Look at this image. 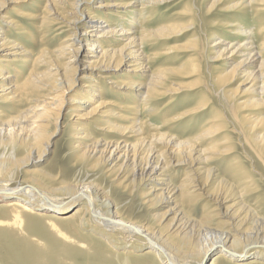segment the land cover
I'll return each mask as SVG.
<instances>
[{
  "label": "bare ground",
  "instance_id": "6f19581e",
  "mask_svg": "<svg viewBox=\"0 0 264 264\" xmlns=\"http://www.w3.org/2000/svg\"><path fill=\"white\" fill-rule=\"evenodd\" d=\"M27 1L0 0V13L6 5H14L13 18L0 17L5 25L0 26V227L9 232L44 229L56 238L63 237L57 232L59 228L79 233L90 227L97 234L93 241L98 247H109V241L114 248L112 243L117 239L124 243L121 258L96 254L104 260H122L120 264H205L208 258L206 264H264V218L258 217L256 210L260 201L250 205L252 198L259 199L257 186L235 160L226 168L236 186L211 167L217 161L229 160L236 151L209 143L225 133L224 123L221 126L216 120H206L192 139L168 133L174 129L173 124L205 111V96L185 105L177 115H167L172 111L164 109L160 125L149 121L156 117L161 100L198 84L211 90L224 116L229 115L227 120L235 119L233 107L241 113L264 104V23L255 31V24L245 29V24L222 23L226 34L236 38L227 42L213 32L203 33L204 22L199 18L201 9L208 15L220 8L226 14L249 11L255 18L264 12V0H187L191 6L184 10L187 14L182 12L177 21L169 20L152 29L147 24L158 6L186 0H100L91 8L90 0H41L40 18L22 10V3ZM22 17L31 21L39 18L31 25L38 39L14 20ZM112 17L120 18L121 24L114 26L117 21ZM127 18L132 20L128 23ZM196 19L201 27L195 25ZM46 26H57L56 36L63 37L53 49L45 47ZM8 28L22 30L27 40L22 44L10 41L8 34L12 32ZM198 30L200 35L196 36ZM191 32L184 44L146 53L148 47ZM176 52H189L191 58L176 67L154 68L162 55ZM174 58L169 56L166 61ZM17 63L25 66V74L16 70ZM202 73L207 75L206 84H201ZM238 77L237 89L243 94L241 99L245 98L243 102L231 100L229 87ZM107 81L111 86L104 91L102 82ZM79 84L80 93L75 91ZM103 93L119 95L122 101L131 98L133 103L114 104L102 98ZM65 98H69V117L74 119L73 165L58 178L35 166L9 186L16 169L33 165L45 153L53 134L48 132L50 119L58 127ZM97 117L110 120L103 129L99 127L101 135L92 137L85 122ZM242 117L244 132L252 133L249 151L257 156L261 168L254 173L264 180V113ZM183 166L186 171L176 184L173 173ZM106 180L110 184L104 188ZM137 181L150 183L141 200L151 197L146 200L150 204L156 200L158 205H167L161 214L150 215L147 222L123 213L121 204L111 196L130 197ZM220 190L226 197L218 198ZM196 196L210 199L212 210L206 208L199 219H192L188 206ZM42 200L47 203L41 205ZM251 214L257 220L253 226L247 222ZM11 241L9 254L17 259L31 257L37 264H58V257L88 252L76 242L56 243L44 252L39 248L31 251L16 239ZM125 253H131V257L125 258Z\"/></svg>",
  "mask_w": 264,
  "mask_h": 264
},
{
  "label": "rangeland",
  "instance_id": "374dc122",
  "mask_svg": "<svg viewBox=\"0 0 264 264\" xmlns=\"http://www.w3.org/2000/svg\"><path fill=\"white\" fill-rule=\"evenodd\" d=\"M98 1H100V0H90L89 1L90 5H88V6L90 8L95 7V5H97L96 2H98ZM175 3L176 2H172V3H167L165 5L158 6L159 7V8H157L158 10L154 13V15L152 16L153 18L150 20L151 22L148 21V24H147L148 28L149 29L155 28L159 24L166 22V21H169V20L175 22V21H177L176 17L178 14H180L182 12L187 14V12L184 10L191 7V6H189L187 0L183 1L182 3H179L178 5H174ZM43 5L44 4L41 0H29L27 2L22 3V8H23L22 10L26 14H30L31 16H34V17H39L42 15L41 12L43 9ZM11 6L14 7V5H6V8L4 9V11L2 10V12L0 13V17L7 16V15H8V17L9 16L12 17L13 7H11ZM66 10H68L67 7H66ZM221 11H222V8L214 10L210 14L206 15V14H204V10L201 9V11H200L201 13H199V18L201 19L202 22H204V26H203L204 32L203 33L210 34L211 32H213L217 36H220L223 39H227V42H228V41H232L236 38L233 35H229V34L227 35L226 34L227 30L224 28L222 23L225 24L227 22H231V23L237 22V23H240L243 25L245 24V26H243L245 29L248 28V26L250 27V25L255 24V26L253 25L254 26L253 31H255L257 27H259L260 25H262L264 23V12L260 15H256V17L254 18V15L249 11H246L244 13H238V12L234 11V12H231L228 14L223 13ZM8 12H9V14H8ZM128 16L131 17L130 15H128ZM25 18L26 17H22L21 19H14V20H18L21 23V24L19 23L20 26L23 25L22 27H20L21 29L26 28L29 34L34 35L36 37V39H38L39 36H37L38 35L37 32L32 29L33 26L31 27V25H33L32 23H37V20L40 17L37 18L35 21H31L28 18L27 19H25ZM112 19L117 21V22H115L114 26L117 27L121 24L120 18H113L112 17ZM131 20H130V18H127L128 23ZM196 20H195V25L198 27L200 25V21H198V20L196 21ZM0 26H5V25L0 23ZM199 27H201V26H199ZM9 29L11 30L10 32H12L11 34L10 33L8 34V37H10L9 38L10 41L14 40L16 43L22 44L24 41L27 40L25 38L22 30L17 31V30H12L11 28H8V30ZM56 29H57V26H53V27L46 26V28L44 29V30L48 31V33L46 34V36H47V44L46 45L47 46H45V47H47L49 49L50 48L53 49V48L57 47V45H59V43L62 41L61 39L63 37L56 36L58 34ZM193 31H195V29ZM200 31L198 30L196 32V36L200 35ZM81 32L82 31H80V34H82ZM192 32L189 33L187 36L176 37V38H173L172 40H169L168 42L162 41V42H159L160 44H158L156 46L148 47L146 49V53L147 54L151 53V52L156 53L157 51H155V49L160 50V49H163L165 47L172 46L175 44H181V43L184 44V41H186L188 39V37L189 38L191 37ZM91 35L93 36L95 34H90L89 36H91ZM35 45H37V44H35ZM25 46L29 47L28 44H26ZM159 50H158V52H159ZM174 54H177V56H174ZM189 54H191V53L187 52V53L179 54L176 52L173 54L162 55L160 58H158L156 60V63H155L156 66L154 68H160V67L164 68L166 66L167 67L168 66L169 67L179 66L178 63L181 64V62H184L185 59L187 60V58H191V56L188 57ZM169 56L175 57L174 59H172L173 61L171 59L169 61L173 64L166 61V58ZM2 59L3 58H0V60H2ZM5 66H7V65H5ZM202 66H203V64L201 63V67ZM15 67H16L17 71L20 70V72H23L25 74V72H24L25 70H23L25 68V66L23 64L17 63L15 65ZM213 68L214 67L210 66V69H213ZM205 74L206 73H202V75H201V82H202L201 84L207 83V78H206L207 75H205ZM239 82H240L239 77L234 78L232 80L231 86L229 87V89L232 90V94H231V100L232 101H238L243 96V94H238L239 90L237 89V85L239 84ZM76 83H78V82L76 81ZM102 84H103L102 87L104 88V89L102 88V90L108 91L110 89L111 85L109 84V81H107L105 83L102 82ZM80 85L81 84H79L78 88H76V90H75V91H78L79 93L81 92L80 90H82ZM200 91H201V93H199ZM203 95L205 96L207 103H208V107L205 111L197 113L195 115L193 114V115L189 116L188 118L181 120L178 123L173 124L174 129H171V130L166 129L164 132H166L168 130V133H170L172 135L174 134V136H177V137L181 136L180 137L181 139H183V138L184 139H192L193 136H196L198 134L200 125H202L204 121L216 120L215 123H218L221 126H222V123H224L225 133L218 135L217 138H215L212 142H209V141L208 142L210 144H214V143L218 144V146H220V147L223 146V147L234 148L236 151L232 157H229V160L219 162V163L217 161V162L211 164L212 165L211 167H215V170L220 174V176H223V179L226 182H229L230 184H234V186H236V183L233 182V180L231 178H229L230 173L227 171L226 167H228V165L230 163H232L231 162L232 160H235V163L238 162L244 168H246V172L252 177V182L255 186H257L258 191H259V193L257 194L259 196V199L255 200L252 198V200L250 201V203H251L250 205L254 206L256 201H260L259 205L257 206L258 209H256V210L258 211V214H259L258 217L264 218V207H263V204H264V180L259 175L254 173L255 171L258 172V170H260L261 168L259 169L257 166L258 165L257 160H256L257 156L255 154H251V152L249 151L250 150L249 144H253L252 140L250 139L252 133H249L250 134L249 135V134H247V132L246 133L244 132V130H245L244 126L246 124H245V122H243L244 119L242 117L245 115H249V117H255V116H258V113L260 115H262L264 113V108H263L264 104L261 107L257 108V110L256 109L253 110V108L248 107L245 111H243L241 113H239V111H237L233 107L232 111H235L237 113H235V115L234 114L232 115L235 119H232V117H231L229 119L230 120L229 121V120H227L229 115L227 114L224 116L225 113L222 110L221 104L217 98H214L211 90H206V89H204L203 86L198 84V86H195L194 88L182 90L181 92H179V94H176L171 99L165 98V99L161 100V102L159 103V106H158L159 110L157 112L156 117L152 118V120H149V121H151V124H154L155 126L160 125V122H162L164 119V115H163L164 109L167 112L172 111V113H168V114L166 113L167 115H170V114L177 115V114H179V112L180 113L182 112L180 110H182L183 107H185V105L195 104V102L197 100H199L201 97H203ZM71 97H75V96L72 95ZM103 97L104 98L106 97V100L114 101V104H120L122 106H127L130 104L132 105V103H133V100L131 98H129V99L125 98L122 101V99H120L119 95L115 97L111 94L103 93L102 98ZM244 99L245 98H242L241 100H239V102H243ZM168 100L170 103L167 102ZM68 101H69V98H65L64 105L61 108L60 116H59V119L57 122L58 127H55V120L50 119V123H49L50 125L48 127V132H53V134L49 139V143H48V146L46 147L45 153L42 155L40 160L35 162L33 165L29 164L28 166L16 169L14 180H12L8 183L9 186H14L15 182H18L23 178L25 171H28L29 169H31L35 166H38L39 168H42L43 170H45L47 172L49 171L52 175H54L55 177L57 176L56 178H58L61 176H65L64 174L68 171V169H70L69 167H71L73 165V150L74 149L72 148V146H73V143L75 140L72 139V135L75 132V130L72 127V123L74 122V119H70V117H69V113H70L71 109L69 108ZM263 101H264V94H263ZM18 108L19 107L14 108L10 112L13 113V111L15 109L18 110ZM175 112H177V113H175ZM212 116H215V118H213ZM148 119L149 118L146 117L144 120L148 121ZM95 120H97L95 122V123H97V125L94 124L96 127L95 126L92 127V125H93L92 123ZM106 120H110V119H108L106 117H97V119L93 118V119H90V121L85 122V123H87L86 127L89 128V130L92 132V137L101 135L98 132H99L100 128L103 129L104 126H106L105 125ZM223 132H224V130H223ZM238 132H240L241 134H239ZM243 132H244V135H243ZM224 141H226V144L219 145V143H223ZM216 163H217V165H216ZM185 167L186 166H183L180 169H178L179 170L178 172L176 170L177 173L176 172L173 173L174 181L176 184H179V182L182 180V173L184 171H186ZM221 179H222V177H220V180ZM108 184H110V183L107 180L104 181L103 187L107 188ZM147 185L150 186V183H148V182L139 183L137 181V183H135V188L133 190V193L130 197H128L127 195H124V194H120L121 195L120 196V195L113 194V193L111 194V196H112L115 203L121 204L120 209L123 213L126 212L127 214H129V217H131L133 219H137V220L142 221V222H147L150 218V215L161 214L163 211H165V208L167 206L166 204H159L158 205L156 200H154L155 203L151 201V203L153 205L150 204L146 200L152 199L151 197H148L147 199H145V201L141 200V198H140L141 194L145 193L146 189L149 188V186H147ZM222 192L223 191L220 190L218 193L219 197H218V194L216 196L218 198L226 197V196H224L225 193L224 192L222 193ZM253 200H255V202ZM44 201L42 200L41 201L42 204L39 203V205L40 204L43 205ZM46 203H47V201H45V204ZM211 205H212V202L210 199L196 196L194 202L189 203V206H188L189 209L192 211V219L193 218L199 219L201 217L202 213L206 210V208H210ZM97 206L100 210L101 209L104 210L101 203L100 204L98 203ZM113 210H115V208H112V211ZM211 210L212 209L210 208L208 210V212ZM248 218L249 219H247V222L249 221V223L252 224V226L255 225V223L257 221L256 218H254V216L252 214ZM0 219H2V217ZM217 221L220 222V220H217ZM257 226H258V224H257ZM0 229H1V232H0V264H37V260H32L31 257L21 256V258L17 259L14 257L13 254H9V251L7 250V246L12 244L11 240H13V239L18 240L24 246L29 248L31 251L34 250L35 248H39L45 252L48 247H52L56 243H61V242L64 244H66L68 242L69 243L70 242H76V243H78L79 246H84L85 249H87V251H88V252H83V253H74L71 256H67L65 258L58 257V261H57L58 264H108V263L109 264L110 263L111 264H115V263L120 264L121 263L120 261H122V260H104L102 257L97 256L96 254H98V253H102L104 255L111 254V255H115V257L117 255L119 258H121L124 255V251L122 249L125 248V245L119 239L114 240L115 243L114 242L112 243V244H114V248H112L113 245H111V243L109 241H108L109 247L101 248V247L96 246L94 244L93 238L96 237L97 234L95 232H93L90 227H88V228L86 227L85 229H82L79 233L74 232L73 230L71 231V229L69 230L70 231L69 232L67 228H59L57 232H58V234L63 236L60 238L48 236L46 234L47 231H45L44 229H42V230L37 229V231L36 230L27 231L26 229L18 228L15 231L10 229L11 232H9L8 230H5L4 227L3 228L0 227ZM3 230H4V232H3ZM81 244H83V245H81ZM19 246L22 249V246L21 245H19ZM130 254L131 253H127V254L125 253V258H127L128 256L131 257ZM212 255L213 254H211V256ZM193 259H195V258H193ZM193 259H191V260H193ZM209 259L210 258L207 259L206 263L208 262ZM132 264H135V263H132Z\"/></svg>",
  "mask_w": 264,
  "mask_h": 264
}]
</instances>
